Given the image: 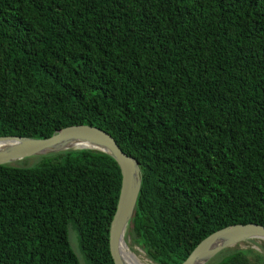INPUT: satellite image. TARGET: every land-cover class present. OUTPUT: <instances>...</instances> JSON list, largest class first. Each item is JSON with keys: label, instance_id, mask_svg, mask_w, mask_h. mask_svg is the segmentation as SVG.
I'll return each mask as SVG.
<instances>
[{"label": "trees", "instance_id": "16d2710c", "mask_svg": "<svg viewBox=\"0 0 264 264\" xmlns=\"http://www.w3.org/2000/svg\"><path fill=\"white\" fill-rule=\"evenodd\" d=\"M79 125L137 161L128 231L154 264L264 227V0H0V138ZM120 186L96 151L0 166V264H81L69 228L87 264H113ZM210 264L264 260L234 248Z\"/></svg>", "mask_w": 264, "mask_h": 264}, {"label": "water", "instance_id": "95a60500", "mask_svg": "<svg viewBox=\"0 0 264 264\" xmlns=\"http://www.w3.org/2000/svg\"><path fill=\"white\" fill-rule=\"evenodd\" d=\"M83 150L105 154L119 167L121 186L109 227V252L113 264H132L124 257L122 247L127 246L125 235L135 213L142 173L137 161L122 152L109 134L92 126L79 125L59 130L48 139L1 137L0 166L14 167L28 158ZM251 240L264 242L263 226L246 224L223 228L201 241L181 264H209L221 252Z\"/></svg>", "mask_w": 264, "mask_h": 264}, {"label": "rangeland", "instance_id": "374dc122", "mask_svg": "<svg viewBox=\"0 0 264 264\" xmlns=\"http://www.w3.org/2000/svg\"><path fill=\"white\" fill-rule=\"evenodd\" d=\"M39 158H41V157H33V158L25 159L23 161L16 163L14 165V167H32L39 161ZM68 240H69V244L71 246V249L73 250V252L77 256L79 262L81 264H87L83 255H82V252L80 250L79 239H78L77 233L72 228L68 229ZM125 243H126L127 247L129 248V250L132 253H134L136 256H138L142 262H144L146 264H154L148 258L145 251L138 245L134 235L130 231H128V229H127V232L125 235ZM261 243H262V241L251 240V241L241 243V244L235 246L234 248H238L240 250H253L257 254H259L264 260V246H262ZM234 248H232V249H234Z\"/></svg>", "mask_w": 264, "mask_h": 264}, {"label": "bare ground", "instance_id": "6f19581e", "mask_svg": "<svg viewBox=\"0 0 264 264\" xmlns=\"http://www.w3.org/2000/svg\"><path fill=\"white\" fill-rule=\"evenodd\" d=\"M122 253H123L124 257L132 264H146V263L142 262L138 256H136L134 253H132L127 246L122 247Z\"/></svg>", "mask_w": 264, "mask_h": 264}]
</instances>
